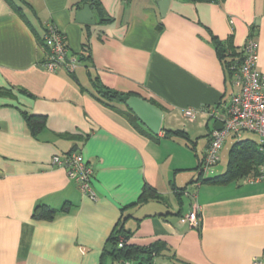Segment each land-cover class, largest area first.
I'll return each instance as SVG.
<instances>
[{
  "label": "crops",
  "instance_id": "obj_1",
  "mask_svg": "<svg viewBox=\"0 0 264 264\" xmlns=\"http://www.w3.org/2000/svg\"><path fill=\"white\" fill-rule=\"evenodd\" d=\"M24 1L34 30L0 0V264H138L102 258L120 217L128 243L161 245L153 264H252L264 252V178L200 181L196 166L215 121L205 108L222 111L236 89L214 38L239 52L253 37L264 73V0H170L164 15L158 0H88L89 24L75 20L85 0ZM48 24L80 56L73 73L43 66ZM93 80L160 103L157 138L95 98ZM24 113L44 116L36 134ZM223 144L211 175L225 169ZM73 149L92 165L96 199L51 163ZM144 185L159 196L139 201ZM42 204L52 218L32 217ZM194 207L200 224L180 222Z\"/></svg>",
  "mask_w": 264,
  "mask_h": 264
},
{
  "label": "built area",
  "instance_id": "obj_2",
  "mask_svg": "<svg viewBox=\"0 0 264 264\" xmlns=\"http://www.w3.org/2000/svg\"><path fill=\"white\" fill-rule=\"evenodd\" d=\"M46 54L42 61L48 70L59 66L73 69L78 61L74 54L69 53L66 34L59 28L48 24L43 32ZM242 56L239 61L228 64V68L236 75V89L230 94L228 103L221 111L213 106L205 108L206 113L215 120L222 122L221 128L213 127L210 139L201 160L202 176H209L219 159V150L226 136L235 138L242 136L244 131L258 134L259 148L264 150V73L257 67L258 53L256 40L248 36L241 46ZM194 107L187 106L183 114L187 118L195 115ZM51 163L65 169L69 178L75 180L80 190L91 199L97 195L92 186L93 168L79 150L73 149L63 154L54 153ZM250 179L264 178V162L259 166V173ZM180 222L197 227L200 216L196 207L179 215ZM121 244V243H120ZM264 252L252 259V264H263ZM130 264V262H124Z\"/></svg>",
  "mask_w": 264,
  "mask_h": 264
},
{
  "label": "trees",
  "instance_id": "obj_3",
  "mask_svg": "<svg viewBox=\"0 0 264 264\" xmlns=\"http://www.w3.org/2000/svg\"><path fill=\"white\" fill-rule=\"evenodd\" d=\"M218 1V0H217ZM12 10L17 13L33 30L34 27L31 21L27 17L23 5L24 0H6ZM93 8L91 1L85 0ZM107 20V19H103ZM37 39L43 43V38L37 36ZM215 48L220 59L223 61L224 67L229 74L233 71L228 68V64L234 61H239L242 56V50L237 52L232 47H224L221 40L214 38ZM44 44V43H43ZM80 56L78 60H80ZM68 73H73V69L66 68ZM94 94L93 96L105 105L113 108L119 113L123 114L134 126L138 127L139 119L137 116L125 105L124 101L130 94H137L133 91H121L115 88H109L101 85L97 81L93 80ZM140 95V94H138ZM142 96V95H141ZM147 98V97H146ZM153 103L159 105L162 109V105L151 98H147ZM123 105L119 107L117 104ZM24 119L30 131L36 134L44 126V116L39 114H27L24 113ZM184 135L182 129H165V135ZM153 138H157V134H150ZM229 151L226 166L223 172L215 175L202 176L201 174V157L198 161L196 168L199 169L200 181L225 183L229 181H238L247 177L255 176L259 173V166L264 162V150L259 148L257 139L252 137H239L234 138ZM159 194L151 186L144 185L139 201H145L149 198H157ZM56 209L48 205H37L32 212V217L36 219H50L55 214ZM129 231L124 228L121 217L112 227L102 252L103 255L107 254L113 259L119 261H125L127 259L136 260L138 264H153L152 256L160 251L161 245L155 243L150 246H141L134 243H128ZM121 243V244H120Z\"/></svg>",
  "mask_w": 264,
  "mask_h": 264
},
{
  "label": "water",
  "instance_id": "obj_4",
  "mask_svg": "<svg viewBox=\"0 0 264 264\" xmlns=\"http://www.w3.org/2000/svg\"><path fill=\"white\" fill-rule=\"evenodd\" d=\"M169 1L170 0H158L157 3L161 15L165 14ZM75 20L87 24L95 22L92 7L88 2H84L82 6L76 10ZM124 103L152 133L157 134L159 132L163 118V109L159 105L138 94H130L126 97ZM213 126L215 128H221L222 122L216 119Z\"/></svg>",
  "mask_w": 264,
  "mask_h": 264
},
{
  "label": "rangeland",
  "instance_id": "obj_5",
  "mask_svg": "<svg viewBox=\"0 0 264 264\" xmlns=\"http://www.w3.org/2000/svg\"><path fill=\"white\" fill-rule=\"evenodd\" d=\"M229 136V137H228ZM228 136H226V138H225V145L222 147V149H221V151L223 150V152H225V154L226 153H228L227 152V149H228V143L230 144L233 140H235L234 138L235 137H233V136H231V135H228ZM242 136L243 137H252V138H254V139H257L258 138V134L257 133H255V132H251V131H244L243 133H242ZM202 146H201V140H200V142H199V144H198V146H197V151H198V155L199 156H201L202 155V150L200 149ZM220 151V150H219ZM228 156V155H227ZM227 156H225V159H221V163H223V164H225L226 163V159H227ZM218 164V163H217ZM216 164V165H217Z\"/></svg>",
  "mask_w": 264,
  "mask_h": 264
}]
</instances>
